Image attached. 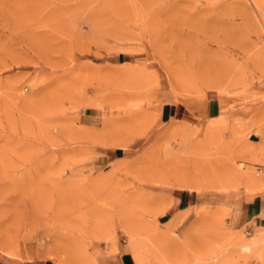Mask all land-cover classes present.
I'll list each match as a JSON object with an SVG mask.
<instances>
[{
	"label": "rangeland",
	"instance_id": "obj_1",
	"mask_svg": "<svg viewBox=\"0 0 264 264\" xmlns=\"http://www.w3.org/2000/svg\"><path fill=\"white\" fill-rule=\"evenodd\" d=\"M263 158L264 0H0V264H264Z\"/></svg>",
	"mask_w": 264,
	"mask_h": 264
},
{
	"label": "crops",
	"instance_id": "obj_2",
	"mask_svg": "<svg viewBox=\"0 0 264 264\" xmlns=\"http://www.w3.org/2000/svg\"><path fill=\"white\" fill-rule=\"evenodd\" d=\"M117 150L118 149L111 150V157H110L111 161L119 158V156L117 155V153H118ZM255 167L258 168L259 177L261 179V188L255 192H253L252 194H250V197L246 200V202L242 208V211H241L242 221L252 229L260 227V226H264V160L261 164H257ZM192 191H194V190L181 189V190H177L175 192L174 203H175V207L179 211V213H176L175 215L171 216L165 222L169 221L171 218H173L175 216L177 218L183 217L180 220V222H181L190 215V210L196 208V204H195L196 195ZM192 224L189 226V228L192 227ZM261 235L262 234H260L258 239H261ZM240 244H242V243L234 245L233 248H236V247L241 248ZM262 244L263 243L253 246L251 251H253L254 247L260 246ZM260 249H262L261 251H264V246L261 247ZM251 251L244 253L240 250L239 256L245 257V256L249 255L251 253ZM260 253L262 254V252H260ZM224 255H226V254L225 253L222 254L221 257H223ZM112 258L109 257L108 259L103 261L101 264H104V263H106V264H137L133 255L130 254L129 252H117L116 254H113ZM228 258H229V256L221 258L219 264L227 261ZM42 264H66V263L56 261V260L50 258V259H45ZM150 264H159V263L158 262H152Z\"/></svg>",
	"mask_w": 264,
	"mask_h": 264
},
{
	"label": "bare ground",
	"instance_id": "obj_3",
	"mask_svg": "<svg viewBox=\"0 0 264 264\" xmlns=\"http://www.w3.org/2000/svg\"><path fill=\"white\" fill-rule=\"evenodd\" d=\"M244 170V169H243ZM240 171H242V170H240ZM240 171L236 168L235 170L233 169V171H231L232 172V176H233V178L235 179V178H238L239 177V175L241 174L240 173ZM247 170H245V172H246ZM248 172V174H250V172L249 171H247ZM252 174V173H251ZM255 176L254 175H249V179H253ZM232 178V179H233ZM241 178H243V177H241ZM239 179V181L240 180H242V179H240V178H238ZM230 180H231V178H230ZM248 180V179H247ZM230 183V182H229ZM228 184V183H227ZM182 185V184H181ZM189 185H187V187H188ZM221 186V185H220ZM184 187V186H183ZM183 217H179V220H181ZM196 222V221H195ZM195 222L192 224V227L193 226H196V224H195ZM195 224V225H194ZM261 243H264V237L262 238V239H260L258 242H256V243H250V244H248V243H246V244H241L240 246L243 248V251H248L249 252V250L251 249V247H253V246H255V245H258V244H261ZM137 246H139V245H137ZM222 249H224L223 247H222ZM260 249V248H259ZM260 250H262V249H260ZM209 253V252H208ZM219 253H221V251L220 252H218V251H211V253H209L208 255L205 253H203L204 255H198V254H196V256L194 257H192L193 258V261H206L207 259H209V258H213V257H215L217 254H219ZM247 253V252H246ZM192 261V262H193ZM79 262V261H78ZM195 263V262H194ZM175 264V263H174ZM176 264H188V262H186L185 260H183V261H177V263Z\"/></svg>",
	"mask_w": 264,
	"mask_h": 264
}]
</instances>
